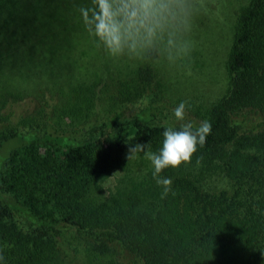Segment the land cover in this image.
Returning a JSON list of instances; mask_svg holds the SVG:
<instances>
[{
  "label": "trees",
  "instance_id": "1",
  "mask_svg": "<svg viewBox=\"0 0 264 264\" xmlns=\"http://www.w3.org/2000/svg\"><path fill=\"white\" fill-rule=\"evenodd\" d=\"M40 4L29 10L34 17ZM20 8L17 0H0V20L5 13L11 24L21 20ZM21 40L0 35L3 64L21 59ZM32 41L23 57L38 51ZM101 57L96 51L90 65ZM59 63L57 58L53 65ZM228 68L230 88L207 113L211 133L205 144L190 163L160 174L172 180L164 198L145 158L152 173L145 192L107 202L88 194L125 164L128 143L159 152L168 128L154 124L159 108H145L124 123L111 108L112 116L91 131L78 116L81 106L68 101L50 117L56 124L43 121L44 133L13 152L0 175V192L12 198H0V264H264V0H250L240 11ZM154 78L150 66L138 68L119 91L121 105L148 93ZM80 99L94 106L95 98ZM9 104L5 95L0 98V148L22 134L20 126L40 127L34 118L13 121L11 112L4 113ZM212 175L227 187L211 190ZM16 215L28 221L29 231L19 227Z\"/></svg>",
  "mask_w": 264,
  "mask_h": 264
},
{
  "label": "rangeland",
  "instance_id": "2",
  "mask_svg": "<svg viewBox=\"0 0 264 264\" xmlns=\"http://www.w3.org/2000/svg\"><path fill=\"white\" fill-rule=\"evenodd\" d=\"M17 1L24 12L19 16L21 20L13 19L16 22L11 24L7 13L1 14L0 35L23 38L21 41L24 42L18 46L21 59H6V64L0 61V98L5 95L10 100L4 113L11 112L13 121L34 118L42 129L36 122L34 128L20 126L19 131L23 135L1 146L0 175L10 155L34 139L37 132L38 135L44 133L43 121L54 124L50 117L58 114L68 101L70 105L81 106L82 113L78 116L93 126L91 131L112 116L108 113L111 108L116 109L123 123L136 118L145 108H159L154 124L175 128L185 121H178L173 110L181 102H187L186 119L197 125L205 121L208 111L229 91L228 62L237 33L238 15L250 0H198L199 10L194 15L187 37L191 50L173 63L157 57L114 58L107 54L87 32L77 10L80 6L89 5L90 0ZM38 3H41L40 16L34 17L29 10ZM27 12L35 19L28 21ZM30 40L38 51L33 52V58L23 57ZM96 51L105 57H101L97 65H90L95 63ZM57 58L59 65H53ZM147 66L155 72L148 93L121 105L120 89L133 80L138 68ZM83 97L95 98L94 106L88 108L82 104L80 98ZM98 97L102 101H98ZM66 123L69 124L70 120L66 119ZM87 129L88 126L83 130L85 134ZM129 144L122 155L125 164L97 180L89 190L91 198L107 202L127 193L141 194L149 187L147 182L151 181L152 173L146 166L148 162L143 161L142 153L129 162L126 158ZM117 172L120 174L113 176ZM208 181L214 191L228 184L217 175H212ZM0 198L8 200L11 197L0 192ZM16 219L22 230H30L25 218L16 215ZM74 245L79 244L74 242Z\"/></svg>",
  "mask_w": 264,
  "mask_h": 264
},
{
  "label": "clouds",
  "instance_id": "3",
  "mask_svg": "<svg viewBox=\"0 0 264 264\" xmlns=\"http://www.w3.org/2000/svg\"><path fill=\"white\" fill-rule=\"evenodd\" d=\"M77 10L97 46L110 56L157 57L173 63L191 50L187 37L199 6L198 0H90L89 5ZM187 108V102H181L173 110L175 118L185 122L179 130L168 127L163 132L158 153L151 151L150 144H129L127 160L144 154L154 167L153 178L163 186L162 198L171 191L172 184L170 178L161 177L162 171L190 163L211 133L210 122L197 125L186 119Z\"/></svg>",
  "mask_w": 264,
  "mask_h": 264
}]
</instances>
